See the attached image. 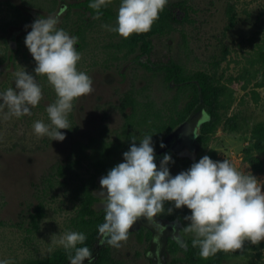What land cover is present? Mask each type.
Listing matches in <instances>:
<instances>
[{"label": "rangeland", "instance_id": "rangeland-1", "mask_svg": "<svg viewBox=\"0 0 264 264\" xmlns=\"http://www.w3.org/2000/svg\"><path fill=\"white\" fill-rule=\"evenodd\" d=\"M79 1L0 0V91L15 87L17 70L26 69L35 75L36 61L25 44L26 33L38 17L57 13H60L59 26L71 34L75 35L81 27L86 29V42L78 67L93 78V91L73 103L69 114L71 128L61 129L66 133L62 141L38 136L33 130L35 120L48 122L46 107L56 99L53 86L42 74L37 75V80L42 85L43 96L40 103L32 107L30 115L10 118L0 115V258H10V263L48 256L63 247L51 243L53 234L75 230L71 221L81 205L77 188L94 173V169L88 160H83L81 166L70 171L65 178H58L59 182L53 188L46 189V179L50 175L52 179L56 178L52 174L72 157L79 143L86 144L93 137L103 136L108 141L118 138L126 122L125 113L120 109L124 96L132 91L138 101H154L158 109L168 114L167 106H171L169 102L176 94L175 85L167 86L162 73L147 70L135 59L136 54L125 57L126 51L117 48L124 36L103 26L115 24L116 20L97 19L93 22L95 17L73 6ZM178 1L183 0H168L167 4ZM186 1L194 22L178 26L171 34L155 36L152 59L160 61L171 56L191 72L211 71L212 63L221 56L222 44L226 43L230 47V55L218 70L223 81L241 75L246 68L252 69L249 60L258 57L264 43V0ZM229 4L235 6L239 20L225 35ZM109 5L118 12L119 7L112 0ZM147 61V57L140 60L143 63ZM232 84L230 82L229 85ZM252 87L253 84L245 91L241 85H235L236 102L227 111L228 116L239 114L246 120L240 132H226L220 127L210 146L204 149L196 138L207 117L199 110L191 121L176 129L166 147L157 152L158 167L163 154L170 153L173 162L169 163V168L175 175L214 149L218 155L216 160L227 158L236 167L251 171L264 181V172L254 171L244 160V150L251 146L254 125L264 122V88L259 89L262 98L257 104L250 92ZM130 113L131 109L126 110V114ZM123 159L122 155L120 162ZM102 176H97L93 189L98 198L94 204L96 210L104 207L103 195L98 191ZM40 201L45 204L46 215L39 228L30 231V215ZM168 207L173 208L171 213L167 212ZM168 207L165 206V211L153 221L138 218L130 229L129 238L121 242V247H113L114 255L126 264H172L173 255L167 250L168 239L172 238L186 247L194 233L187 232L185 228L188 221L184 217L191 210L187 206L177 209L173 202ZM174 215L178 218L170 220ZM149 230L153 233L151 240L146 239ZM55 238L59 239V235ZM238 250L244 255L232 257L224 264H264V240L258 244L245 241L243 248ZM182 256L178 253L176 257Z\"/></svg>", "mask_w": 264, "mask_h": 264}, {"label": "clouds", "instance_id": "clouds-1", "mask_svg": "<svg viewBox=\"0 0 264 264\" xmlns=\"http://www.w3.org/2000/svg\"><path fill=\"white\" fill-rule=\"evenodd\" d=\"M167 3L168 0H120L116 23L103 26L124 37L148 32ZM89 5L99 17L108 0H89ZM59 17L60 13L43 15L31 23L25 44L36 61L35 75L25 68L15 72V87L0 91V115H30L43 96L37 80V75L42 74L53 86L56 99L46 107L48 122L35 120L33 130L38 136L62 141L66 133L61 129L71 128L73 103L93 91V78L78 67L82 58L77 47L79 37L60 27ZM160 146L166 147L163 141ZM123 157L100 179L98 191L103 195L105 214L97 226L99 244L121 247L138 218L155 220L165 211L166 202H173L177 209L187 206L191 210L184 217L188 221L185 228L194 233L192 243L199 247L202 257L220 250L242 249L245 241L258 244L264 240V181L251 171L241 170L227 158L214 160L205 154L173 175L170 153L163 154L158 167L151 132L144 134L138 144L133 142ZM172 211V207L167 208L168 213ZM86 239L85 232L69 229L53 234L51 243L69 252L70 264H85L86 259L93 264V249ZM0 264H10V258H0Z\"/></svg>", "mask_w": 264, "mask_h": 264}, {"label": "trees", "instance_id": "trees-1", "mask_svg": "<svg viewBox=\"0 0 264 264\" xmlns=\"http://www.w3.org/2000/svg\"><path fill=\"white\" fill-rule=\"evenodd\" d=\"M118 7L120 0H112ZM101 9L102 15L95 16L96 10L91 8L89 0H80L73 4L74 7L82 8L90 16L107 22L115 21L118 12L114 11L112 5ZM179 10V11H178ZM192 10V9H191ZM190 8L187 1H178L169 3L160 13L159 19L153 24L148 32L133 33L128 37H123L117 45L120 51H126L125 57L136 54L135 59L142 64L147 70L154 73H162L164 82L167 86L174 84L176 94L169 102L171 106H167L169 113L165 114L163 110L158 109L154 101L142 103L138 101L134 92H128L121 101L120 109L125 113V124L123 125L118 138L115 141H108L105 137H93L86 144L79 143L78 148L73 151L72 157L60 164L52 179L51 175L46 179L48 186L46 189L53 188L58 178H65L70 171L81 166L83 160H88L94 169V173L86 179L82 185L77 188V198H80L81 205L77 215L72 219V226L75 230L86 233L87 239L85 243L93 249L95 260L93 264H126L113 253V247L107 243L101 245L98 241L101 236L98 232V224L104 221V208L96 210L94 204L98 198L94 195L93 189L96 187L97 176L106 175L108 170L120 162V157L129 149L130 145L139 140L146 133L153 134L156 154L165 147H161L163 141L169 143L170 136L175 133L176 129L184 126L197 111H203L206 120L202 122L199 128L196 142L207 149L218 129L222 127L226 132H240L243 129L244 120L239 114L227 115V111L236 102L235 85H241L243 90L251 89L252 98L255 103H260L261 93L259 89L264 88V43L260 46L257 53L258 57H252L249 60L250 68H246L244 73L236 77H230L228 81H223V75H219V68L230 55V47L228 44H222L221 56L212 63L211 71L198 70L191 72L185 65L174 60L171 56L164 57L163 60L154 61L152 59L154 52L155 36H164L171 34L178 26L187 23H193L191 19ZM228 16V25L224 34L233 29L239 20L235 6L229 4L226 9ZM75 35L79 37L77 47L81 51L86 42V29L83 27L76 30ZM147 57V62H140L141 58ZM261 65L258 69L254 66ZM232 82V85H229ZM183 103V104H182ZM182 104V106H181ZM131 109L130 114H126V110ZM185 123V124H184ZM133 138L136 140L133 141ZM168 138V140H166ZM207 155L214 160L218 158L217 152L210 149ZM176 160V157L174 158ZM244 160L258 173L264 172V122L254 125L252 130L251 146L244 150ZM57 180V181H56ZM47 191L45 190V193ZM171 202H166L168 207ZM45 204L40 201L35 211L30 215L31 229L37 230L40 221L45 217ZM178 216H171L170 220H176ZM189 233H193L188 231ZM153 233L147 231L146 239L151 240ZM195 237H190L187 246L183 247L174 239H168L167 250L173 255L172 264L182 262L185 264H224V262L232 257L244 255L241 251L220 250L214 255L202 257L199 254V247L193 245L192 241ZM79 246V245H78ZM74 253V250H73ZM178 253L183 254L182 257H176ZM69 252L63 247L54 251L44 258H32L23 262H11L10 264H70L68 259ZM85 264H88L87 259Z\"/></svg>", "mask_w": 264, "mask_h": 264}, {"label": "flooded vegetation", "instance_id": "flooded-vegetation-1", "mask_svg": "<svg viewBox=\"0 0 264 264\" xmlns=\"http://www.w3.org/2000/svg\"><path fill=\"white\" fill-rule=\"evenodd\" d=\"M195 114L197 115V113H194L190 119H192V118H193V116H194ZM189 121H191V120H189ZM189 121H188V122H189ZM184 124H185V123H184Z\"/></svg>", "mask_w": 264, "mask_h": 264}, {"label": "bare ground", "instance_id": "bare-ground-1", "mask_svg": "<svg viewBox=\"0 0 264 264\" xmlns=\"http://www.w3.org/2000/svg\"><path fill=\"white\" fill-rule=\"evenodd\" d=\"M194 116H195V115H194ZM194 116H193V118H194ZM187 123H188V122H187ZM187 123H186V124H187ZM186 124H185V125H186Z\"/></svg>", "mask_w": 264, "mask_h": 264}]
</instances>
